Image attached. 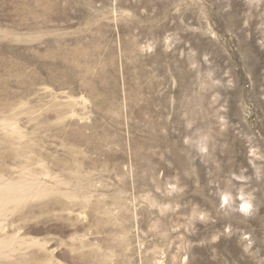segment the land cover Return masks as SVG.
I'll return each instance as SVG.
<instances>
[{
	"label": "rangeland",
	"instance_id": "374dc122",
	"mask_svg": "<svg viewBox=\"0 0 264 264\" xmlns=\"http://www.w3.org/2000/svg\"><path fill=\"white\" fill-rule=\"evenodd\" d=\"M0 264H264V0H0Z\"/></svg>",
	"mask_w": 264,
	"mask_h": 264
}]
</instances>
